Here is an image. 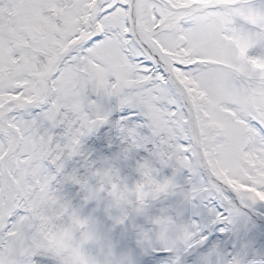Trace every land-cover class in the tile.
<instances>
[{"label":"snow or ice","instance_id":"snow-or-ice-1","mask_svg":"<svg viewBox=\"0 0 264 264\" xmlns=\"http://www.w3.org/2000/svg\"><path fill=\"white\" fill-rule=\"evenodd\" d=\"M0 264H264V0H0Z\"/></svg>","mask_w":264,"mask_h":264}]
</instances>
